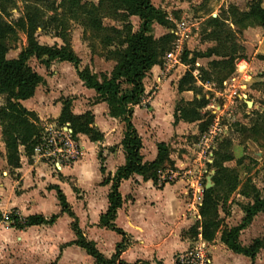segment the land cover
<instances>
[{"label":"rangeland","instance_id":"rangeland-1","mask_svg":"<svg viewBox=\"0 0 264 264\" xmlns=\"http://www.w3.org/2000/svg\"><path fill=\"white\" fill-rule=\"evenodd\" d=\"M253 1L150 0L153 7L163 13L164 19L162 25H152L158 65L151 69L154 73L150 71L146 75L143 81L145 96L141 105L134 108L148 116L144 119L139 115L136 119L137 130L145 141V150L149 152L157 139L171 135L168 141L177 143L178 136L173 137L169 123L178 108H187L185 97H181L183 92L177 89L187 71L191 72L195 82V94L191 92L187 98L206 101V106L199 111L200 122L209 124L205 132L199 133L200 122H196L194 135L190 131L195 132V127L185 128L187 131L185 133L184 130L185 137L182 139L186 141L181 142L178 148L180 152L186 153L184 165L167 168L159 174L157 185L160 187L180 182L197 216L203 190H206L207 185L210 188L214 186L213 177L217 170L213 167L215 160L221 161V166L231 171L238 181L235 191L226 199L220 191L216 193V199L220 206H224L226 215L218 210L217 217L222 220V224L213 243L203 245L197 239L191 240L189 248L174 255L172 261L180 255L202 248L210 264H250V261H244L246 258L230 252L226 256L227 250L219 239L225 228L239 225L243 209L252 204L253 189L261 197L264 194V141L253 138L248 132L254 125L261 124L258 116L264 114L261 105L264 97L256 86L261 82L260 77L264 76V31L258 26H251L245 18L241 20ZM260 2L264 8V0ZM26 14L38 16L40 27L34 37L39 45L60 48L69 43L74 54L80 58L78 70L88 69L99 80L102 75L110 76L126 48L128 34L137 33L140 26L137 17L127 14V5L122 0H0V20L14 24ZM210 19H216L218 24H209ZM5 45L8 48L5 58L15 59L27 46L26 34L16 29V34L8 37ZM184 50L198 54L192 69L182 64ZM169 54H172V59H168ZM27 65L46 79L44 86L39 85L37 95L46 96V99H50L49 103L58 100L62 91L68 88L74 90L75 83H80L71 65L53 62L44 66L34 57L29 58ZM233 76L238 77L242 88L239 91L240 100L230 102L226 99L229 89L227 82ZM246 86L254 94L248 100L244 97ZM241 101L251 105L246 108ZM3 104L4 97H0V105ZM56 128V121L48 120L45 123L47 131L44 132L52 133ZM160 130L163 131V137L158 136ZM77 148L79 159L82 150L78 142ZM217 154L221 155L220 158H217ZM226 155L231 157V161H223ZM32 158L37 164H47L54 170L51 164L38 155L33 154ZM74 163L64 167H71ZM13 212L2 214L0 229L10 227L6 218ZM255 240L262 242V249L253 263L264 264V214L254 218L238 238L243 247H250ZM81 254V260L76 257V263L72 262L74 256H71L65 264H95L85 252Z\"/></svg>","mask_w":264,"mask_h":264},{"label":"crops","instance_id":"crops-1","mask_svg":"<svg viewBox=\"0 0 264 264\" xmlns=\"http://www.w3.org/2000/svg\"><path fill=\"white\" fill-rule=\"evenodd\" d=\"M152 71L151 73H154ZM74 75L79 82L75 72ZM40 77L43 80L41 86H44L47 81ZM74 86L76 87L74 90L68 88L62 91L61 96L53 103H49L50 99H46V96L37 95L40 86L31 99L21 102L27 111L34 113L43 123L48 120L56 121L61 112L62 102L67 99L71 102L73 115L91 113L94 127L103 135V141L93 143L85 136H78L77 142L82 150V156L71 167L52 170L47 164H37L32 156L26 158L21 148L20 168L11 170L6 164L0 130V215L14 211L24 218L35 215L58 216L51 226H35L22 231L11 227L0 229V264H65L71 256H74L72 262H75L76 257L81 260V253L85 251L73 244L76 240L71 230L73 220L67 214L61 213L54 188L64 195L82 236L93 243L104 258L111 259L115 254L116 245L122 241L121 236L115 232L100 227L99 219L108 209L107 196L110 192V186H101V182L103 178H112L117 169L125 164L120 145L124 124L109 117L107 105L96 100L97 95L94 91L86 89L81 82L75 83ZM246 92L244 97L247 100L254 97L248 86ZM181 94V97H185V103L192 101L187 98L191 92ZM241 102L246 108L251 105L247 101ZM139 115L144 119L148 116L142 110L133 109L131 123L141 139L136 126ZM170 122L173 123V126L169 123L171 134L173 137L178 136L177 143L173 141L171 144L168 141L172 135L156 138L157 141L151 145L149 152H146L145 141L141 139L140 154L143 163L153 162L157 156L156 145L164 143L169 147V158L173 166L184 165L186 153L180 152L178 148L181 142L186 141L182 139L185 137V128L195 127L196 122L190 125L175 118ZM196 130L197 127L195 132L191 130V135H194ZM162 133L160 130L158 136ZM111 149L113 151H109ZM99 152H102L104 157V175L100 173ZM146 153L148 156H145ZM185 191L180 182L158 187L151 181L144 182L138 176L121 182L118 192L122 205L117 210L114 225L125 234V250L119 258L123 264H175L172 261L173 256L186 251L191 240L203 242L199 235L197 238L189 236L190 230L199 226L200 217L195 208L197 216L192 210L193 205L189 204L190 200L187 199ZM199 232L200 229L197 228V233ZM229 252L227 250L226 256ZM214 261H217L216 258Z\"/></svg>","mask_w":264,"mask_h":264},{"label":"trees","instance_id":"trees-1","mask_svg":"<svg viewBox=\"0 0 264 264\" xmlns=\"http://www.w3.org/2000/svg\"><path fill=\"white\" fill-rule=\"evenodd\" d=\"M122 1L127 5V14L139 19V30L135 34H128L125 40L126 48L120 54L110 76L102 75L100 80L97 76L92 75L88 69L78 70L80 60L72 51L69 43L60 48L37 43L34 37L40 27L37 15L26 14L23 19L16 20L14 24L0 20V97H4V104L0 105V130L6 164L11 170L20 168L21 154L19 149H23V155L26 158L33 155V150L41 142L45 129V123L21 105V102L33 97L35 90L43 82L42 78L27 65L31 57L41 61L44 66L53 62L71 65L82 85L95 92L97 101L107 105L109 117L124 124L123 139L120 145L123 149L125 164L117 169L112 178H103L101 182V186H110V192L107 196L108 209L105 214L100 216L99 226L115 232L122 238V241L116 245L115 254L111 259L104 258L96 250L94 244L82 236L64 195L57 188H54L61 213L67 214L73 220L71 230L76 239L73 244L85 251L95 264H123L119 258L125 249V234L114 225L117 210L122 205L121 196L118 192L121 182L138 176L144 182L151 181L153 185L158 186L159 174L173 166L169 158V147L164 143L156 145L157 156L153 162L143 163L140 154L142 142L131 123L133 109L141 105L145 96L143 81L151 69L158 65V50L156 49V41L152 36V25H162L164 15L153 7L150 0ZM243 18L249 20L251 26H258L264 31V8L261 6L260 0L253 1L248 13L242 16L241 20ZM208 23L218 24L216 19H210ZM16 29L26 34L27 46L15 59L8 60L5 58L8 52L5 41L8 37L16 34ZM197 55L184 50L181 57L182 64L192 69ZM260 80L261 82H258L256 86L260 88L264 97V76H261ZM177 89L179 92L195 94V82L190 71H187L180 79ZM185 104L187 108H178L174 118L186 123L200 122L199 111L206 106V101H198L194 98L191 103ZM261 105L264 107V99ZM258 117L261 124L254 125L248 132L253 138H261L264 141V114H260ZM66 124L71 129L76 141L78 136H85L93 143L103 141V135L94 127L91 113L87 112L80 116L73 115L69 100L62 102L61 112L56 120L58 127H63ZM208 125V122H200L198 124L199 133L205 132ZM109 151H113V149ZM216 156L220 158L221 155L217 154ZM222 159L224 162L231 161V157L227 155ZM98 161L100 173L104 175L102 152L98 153ZM220 162L215 160L213 164V167L217 169L213 177L214 186L202 192L201 206L198 212L200 224L193 227L189 232L191 238H197L199 235L205 243H212L215 240L217 231L222 224V220L217 217L218 210L226 215L224 206H220L216 199L217 191H220L226 199L235 191L238 184L237 177L228 169L223 168ZM251 199L252 204H248L243 209V218L239 225L225 228L219 240L227 250L249 259L251 264H254L257 253L262 249V242L255 240L250 247H243L238 241L239 234L251 225L253 219L264 214V194L261 197L259 192L253 189ZM57 218V215L49 217L35 215L24 218L13 212L8 216V221L11 228L22 231L35 226H51ZM197 228L200 229L199 233H197Z\"/></svg>","mask_w":264,"mask_h":264},{"label":"built area","instance_id":"built-area-1","mask_svg":"<svg viewBox=\"0 0 264 264\" xmlns=\"http://www.w3.org/2000/svg\"><path fill=\"white\" fill-rule=\"evenodd\" d=\"M168 59H172V54L168 55ZM174 59L175 57L173 56V60ZM227 83L229 89L226 99L230 102L240 100L239 91L242 87L239 85L238 77H231ZM44 131L47 130L45 129ZM33 154L38 155L40 159H43L46 163L51 164L52 167L57 170L76 162L79 157L77 141L67 124L63 127L56 128V130L52 133L47 132L45 134L44 132L41 142L35 147ZM6 221H8V218H6ZM201 243L205 245V243ZM202 250L203 249L200 248L199 250L196 249V252L180 255L175 258L174 262L175 264H210L209 260L206 256H204Z\"/></svg>","mask_w":264,"mask_h":264},{"label":"water","instance_id":"water-1","mask_svg":"<svg viewBox=\"0 0 264 264\" xmlns=\"http://www.w3.org/2000/svg\"><path fill=\"white\" fill-rule=\"evenodd\" d=\"M210 187H211V186H208V185H207V186H206V189H209Z\"/></svg>","mask_w":264,"mask_h":264}]
</instances>
